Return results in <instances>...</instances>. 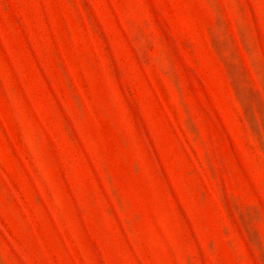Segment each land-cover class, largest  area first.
Listing matches in <instances>:
<instances>
[{"label":"rangeland","instance_id":"1","mask_svg":"<svg viewBox=\"0 0 264 264\" xmlns=\"http://www.w3.org/2000/svg\"><path fill=\"white\" fill-rule=\"evenodd\" d=\"M0 264H264V0H0Z\"/></svg>","mask_w":264,"mask_h":264}]
</instances>
